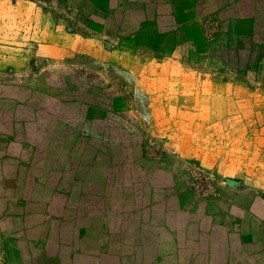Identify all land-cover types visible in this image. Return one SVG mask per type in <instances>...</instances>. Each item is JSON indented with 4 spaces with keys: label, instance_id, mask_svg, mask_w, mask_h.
Instances as JSON below:
<instances>
[{
    "label": "rangeland",
    "instance_id": "obj_1",
    "mask_svg": "<svg viewBox=\"0 0 264 264\" xmlns=\"http://www.w3.org/2000/svg\"><path fill=\"white\" fill-rule=\"evenodd\" d=\"M0 264H264V0H0Z\"/></svg>",
    "mask_w": 264,
    "mask_h": 264
}]
</instances>
